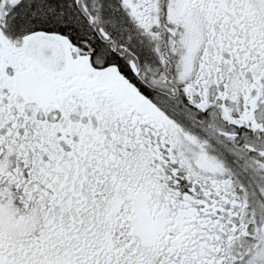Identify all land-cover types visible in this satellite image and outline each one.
<instances>
[{"label":"snow or ice","instance_id":"1","mask_svg":"<svg viewBox=\"0 0 264 264\" xmlns=\"http://www.w3.org/2000/svg\"><path fill=\"white\" fill-rule=\"evenodd\" d=\"M0 264H264V0H0Z\"/></svg>","mask_w":264,"mask_h":264}]
</instances>
